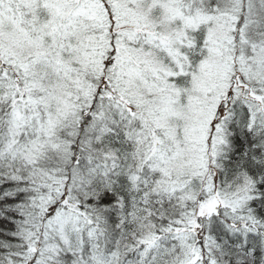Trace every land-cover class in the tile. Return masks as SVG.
I'll return each mask as SVG.
<instances>
[{
    "label": "snow or ice",
    "instance_id": "snow-or-ice-1",
    "mask_svg": "<svg viewBox=\"0 0 264 264\" xmlns=\"http://www.w3.org/2000/svg\"><path fill=\"white\" fill-rule=\"evenodd\" d=\"M0 264H264V0H0Z\"/></svg>",
    "mask_w": 264,
    "mask_h": 264
}]
</instances>
